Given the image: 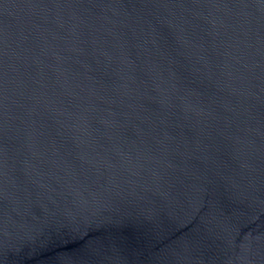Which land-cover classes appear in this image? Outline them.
<instances>
[{
	"label": "water",
	"instance_id": "water-1",
	"mask_svg": "<svg viewBox=\"0 0 264 264\" xmlns=\"http://www.w3.org/2000/svg\"><path fill=\"white\" fill-rule=\"evenodd\" d=\"M0 264H264V0H0Z\"/></svg>",
	"mask_w": 264,
	"mask_h": 264
}]
</instances>
